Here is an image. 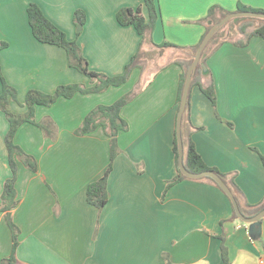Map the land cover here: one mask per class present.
Masks as SVG:
<instances>
[{
	"label": "crops",
	"instance_id": "obj_1",
	"mask_svg": "<svg viewBox=\"0 0 264 264\" xmlns=\"http://www.w3.org/2000/svg\"><path fill=\"white\" fill-rule=\"evenodd\" d=\"M31 2L77 42L91 70L118 75L138 50L140 59L120 86L36 106L34 120L49 119L47 132L33 123L17 129L14 142L36 159L38 170L18 163L19 201L12 209L20 229L16 264H221L220 236L228 264H260L264 216L259 237L252 238L249 224L233 216L228 196L207 178H186L163 192L176 175L172 144L181 68L175 59L186 58L200 42L205 26L197 20L212 5L227 12L237 11L239 4L264 10V0H157L159 16L145 40L115 16L123 6H140L147 17L143 0H0V41L7 43L0 50V68L17 91L18 102L10 101L16 112L26 110L29 89L51 93L60 84H91L68 65L63 48L35 39L26 13ZM77 9L85 14L79 31L73 20ZM162 42L172 45L158 47ZM204 64L216 104L198 86L191 88V139L208 167L232 179L239 207L246 210L247 204L264 200V38L252 36L246 46L226 40ZM129 91L137 92L120 111L128 128L117 134L109 197L98 210L86 201V187L108 166L109 137L102 127L84 135L74 131L93 107ZM8 128L0 110V196L11 176ZM10 249L1 212L0 264Z\"/></svg>",
	"mask_w": 264,
	"mask_h": 264
},
{
	"label": "trees",
	"instance_id": "obj_2",
	"mask_svg": "<svg viewBox=\"0 0 264 264\" xmlns=\"http://www.w3.org/2000/svg\"><path fill=\"white\" fill-rule=\"evenodd\" d=\"M143 2L147 8V17L142 14L140 6H137L135 8L123 6L117 10L115 16L119 24L124 26L132 25L136 29L138 34L142 37V40H145L148 39L155 27L157 18L159 16V8L157 0H143ZM237 11H255L264 13V10L253 9L242 4L238 5ZM26 13L28 24L35 39L42 43L56 45L63 48L66 52L68 65L86 75L91 80V84L89 86L81 85L79 83L60 84L56 86L54 91L51 93L42 92L36 89H29L26 92L24 99L26 110L24 112H16L10 108V101H18L17 91L13 86L6 82L0 68V80L2 83V89L0 91V110L5 114L9 122V128L5 135V145L8 152V163L11 169V176L7 178L3 184L0 196V213L2 212L4 215L6 224L11 232L12 241L10 253L1 259V264H16L18 262L15 253L18 245L17 235L19 233V227L12 218V209L18 204L19 201L15 186L18 163H22V165L34 172L38 170L36 159L31 154L25 152L18 144L14 142V136L19 126L23 123H33L47 132L48 126L46 123L47 121H49V119H46L42 122H36L34 120V111L36 106H49L53 104L59 97L70 98L77 92L82 94H89L102 92L110 86H120L124 82H126L132 69L138 66L140 59V52L138 50V52H136L131 57L130 61L125 65L123 72L118 75L109 76L95 72L89 68L87 60L83 56L81 48L77 44V42L75 40L68 39L65 32L46 17L38 4L34 2L29 3L26 8ZM228 13L229 12L224 11L219 6L212 5L211 7H209L207 14L203 18L197 20V23L204 24L205 26V30L200 38V41L202 40L203 36L210 28V26ZM73 20L76 25L82 26L85 22L84 12L80 9L75 10L73 13ZM256 21L257 24L251 29L248 28V24H242L237 28L235 33L233 32L231 34V31L228 30L227 33L224 34L223 31L228 25L227 23H230L229 20L212 35L209 42L202 51L200 62H204L206 57L226 40H230L238 46H246L249 42L250 37L252 36L264 38V20L257 19ZM237 32L243 34V37L235 39L234 35ZM198 44L192 47V50L189 52V54H187L186 58H177L174 61V63L178 64L181 68L176 92V116L181 101V94L186 71L189 64L193 60V55ZM6 45V42L0 41V50L6 47ZM169 45L172 44L168 42H162L158 45V47H166ZM193 86H198L199 89L204 93V95L210 100L213 106H215L216 104V92L214 89L212 76L210 75L208 68L205 72H203L202 67L200 66V64H198L194 68L192 73L187 100L181 118V136L183 144L184 166L190 172L212 170L217 173L229 186L239 206L238 199L235 194V183L231 178H227L226 174L221 173L214 168L208 167L201 159L199 153L196 151L194 143L191 139V133L194 127L190 123L189 113L190 92ZM134 95L135 92H129L120 96L110 104L96 105L84 116L80 126L74 131L76 135H84L95 130L98 127H102L106 135L109 137L110 154L108 166L100 177L90 182L86 187V201L89 204L94 205L98 210L102 209L108 201L109 194L107 190V180L109 173L112 170V161L118 153L116 140L117 134L119 131L126 130L128 128V124L126 120L121 116L120 111L122 107L133 98ZM172 151L176 166V175L166 183L163 196L173 184L187 178L179 171L177 165L178 143L176 138V130H174ZM260 159L264 166L263 154L260 155ZM207 179L212 181L210 178ZM247 206L248 208L246 210L239 207L240 211L244 216H253L262 208H264V200L257 205L247 204ZM233 216L236 217V214L233 213ZM258 237L259 236H255L254 238ZM220 239L222 259L221 264H228L229 257L227 247L225 245L224 239L221 236Z\"/></svg>",
	"mask_w": 264,
	"mask_h": 264
},
{
	"label": "water",
	"instance_id": "obj_3",
	"mask_svg": "<svg viewBox=\"0 0 264 264\" xmlns=\"http://www.w3.org/2000/svg\"><path fill=\"white\" fill-rule=\"evenodd\" d=\"M237 17H252L257 19H263L264 20V13L262 12H255V11H234L229 12L222 18H220L218 21L213 23L210 28L207 30L205 35L203 36L202 40L199 42L196 51L193 55V60L189 64L186 76L182 88V94H181V101L179 105V109L176 116V138L178 143V159H177V165L179 171L187 178L191 179H199V178H210L212 181H214L222 190L223 192L228 196L230 199L234 212L236 216L243 222L249 224L248 233L250 237L254 238L255 236L260 235V218L264 216V208H262L259 212H257L255 215L247 217L242 214L240 211V208L237 204V201L230 190L229 186L225 183V181L214 171L212 170H202L199 172H190L186 169L183 163V144H182V136H181V118L182 114L185 108L188 90L190 86V81L192 77V73L194 68L200 64L202 67V71L205 72L207 70L206 65L204 62H200V57L202 54V51L204 50L205 46L209 42L212 35L219 30L225 23H227L232 18ZM81 29V25H78V30Z\"/></svg>",
	"mask_w": 264,
	"mask_h": 264
},
{
	"label": "rangeland",
	"instance_id": "obj_4",
	"mask_svg": "<svg viewBox=\"0 0 264 264\" xmlns=\"http://www.w3.org/2000/svg\"><path fill=\"white\" fill-rule=\"evenodd\" d=\"M257 19L256 18H252V17H237V18H232V19H230V23H227L228 25L225 27V30L223 31V33L225 34V33H227V31L228 30H230L231 31V34L234 32L235 33V31L237 30V28L240 26V25H242V24H248L249 25V29H251L253 26H255L256 24H257V21H256ZM76 27H77V30H78V25H76ZM79 31V30H78ZM160 53V52H159ZM144 62V61H143ZM137 86V85H136ZM136 86H134V88L136 87ZM141 87V86H140ZM140 87H138V89L140 88ZM132 89H133V87H132ZM138 89H137V91H138ZM136 91V92H137ZM130 92V91H129ZM129 92H127V93H129ZM135 92V93H136ZM127 93H125V94H127ZM124 95V94H123ZM18 100V99H17ZM16 102H18V101H16ZM6 222V221H5ZM9 229V228H8ZM20 230V229H19ZM10 231V230H9ZM10 235H11V232H10ZM18 236H20V231H19V233H18V235H17V237ZM11 243H12V241H11Z\"/></svg>",
	"mask_w": 264,
	"mask_h": 264
},
{
	"label": "built area",
	"instance_id": "obj_5",
	"mask_svg": "<svg viewBox=\"0 0 264 264\" xmlns=\"http://www.w3.org/2000/svg\"><path fill=\"white\" fill-rule=\"evenodd\" d=\"M260 264H264V259H261L260 260Z\"/></svg>",
	"mask_w": 264,
	"mask_h": 264
}]
</instances>
